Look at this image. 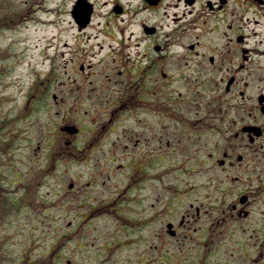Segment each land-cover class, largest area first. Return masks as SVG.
I'll return each instance as SVG.
<instances>
[{
    "label": "flooded vegetation",
    "instance_id": "obj_1",
    "mask_svg": "<svg viewBox=\"0 0 264 264\" xmlns=\"http://www.w3.org/2000/svg\"><path fill=\"white\" fill-rule=\"evenodd\" d=\"M63 1L69 2L63 22L74 29L62 42L61 56L71 55L63 60L64 73L70 60L79 77L62 83L71 87L61 96L63 120L48 136L47 148L58 140L59 159L95 162L124 177L119 187L109 185L112 204L134 202L140 215L127 218L128 229L149 230L160 244L154 257L127 264H264V188L258 198V189H240L229 209H201L191 202L192 173L242 169L240 175L210 174L202 184L205 199L212 185L225 191L229 176L245 181L246 149L264 135V124L232 129L220 113H191V101L197 96L202 102L199 93L212 72L224 91L240 85L243 96L253 85L244 72L249 76V60L264 56L256 26L264 0ZM89 11L80 28L77 18L82 23ZM5 90L6 85L0 89V229L20 208V120L35 110L34 89L22 109L19 98ZM245 125L263 129L257 135ZM68 188L78 191L74 181ZM2 242L1 236L0 248Z\"/></svg>",
    "mask_w": 264,
    "mask_h": 264
},
{
    "label": "rangeland",
    "instance_id": "obj_2",
    "mask_svg": "<svg viewBox=\"0 0 264 264\" xmlns=\"http://www.w3.org/2000/svg\"><path fill=\"white\" fill-rule=\"evenodd\" d=\"M57 1L36 0L35 10L29 6V0H0V89L4 90L6 85L4 92L19 98L21 109L27 91L34 89L35 92L34 113H24L20 120V208L4 218L0 229V237H3L0 264H127L131 260L139 263V259L154 257L160 244L156 234L149 230L146 233L128 229L127 218L140 215L134 202L112 204L109 185L117 183L115 187H119L124 177L119 171L115 174L114 170L95 162L94 168L86 161L59 159L60 155L55 154L61 145L58 140L50 151L47 148L48 136L58 130L57 122L63 120L61 96L71 87L62 83L65 77H79L75 70L72 72L70 60L68 72L64 73L63 60L70 59L71 55L61 56L62 42L74 29H68L65 25H69L63 22L68 18L69 2L63 1L58 8ZM260 7L262 13L264 5ZM253 15L260 20V24L255 25H259L258 37L264 40V17ZM249 61L252 73L248 76L244 72V76L252 80L253 85L244 89L243 96L239 94L240 85L224 91V82L218 80V76L216 80L212 72V81H207L199 93L202 102L199 103L197 96V100L191 101V113H220L224 118L222 123L232 129L241 123L264 124L257 101L258 95L264 92V56H255ZM215 62L217 64L218 60ZM53 93L57 99L53 98ZM254 145L246 149L249 166L242 174L245 181L229 176V180L222 183L226 184L225 191L221 186L222 193L212 185L211 197L205 199L206 188L202 184L210 174L216 178L231 172L217 168L192 173L191 185L195 187L191 188V202L201 209L218 210L229 209L242 188L258 189L255 197L263 196L264 135ZM241 170L238 168L231 174L240 175ZM109 177L112 181L107 180ZM248 177L250 179H246ZM71 181L77 192H67L71 190L68 188ZM5 222H12L14 227L5 226ZM68 259L70 262L66 261Z\"/></svg>",
    "mask_w": 264,
    "mask_h": 264
},
{
    "label": "water",
    "instance_id": "obj_3",
    "mask_svg": "<svg viewBox=\"0 0 264 264\" xmlns=\"http://www.w3.org/2000/svg\"><path fill=\"white\" fill-rule=\"evenodd\" d=\"M263 110H264V108H263Z\"/></svg>",
    "mask_w": 264,
    "mask_h": 264
}]
</instances>
